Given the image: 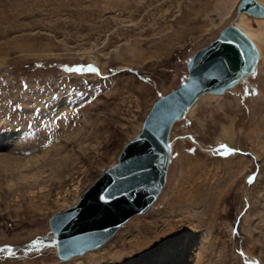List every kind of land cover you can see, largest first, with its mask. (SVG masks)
Listing matches in <instances>:
<instances>
[{
	"label": "rangeland",
	"instance_id": "obj_1",
	"mask_svg": "<svg viewBox=\"0 0 264 264\" xmlns=\"http://www.w3.org/2000/svg\"><path fill=\"white\" fill-rule=\"evenodd\" d=\"M238 1L0 0V153L13 157L0 161V264L69 260L56 255L49 217L116 162L153 101L186 78L189 56L236 20ZM245 22L264 33L256 17ZM259 48L254 75L173 123L156 199L93 254L136 258L137 241L176 238L170 264H264Z\"/></svg>",
	"mask_w": 264,
	"mask_h": 264
},
{
	"label": "water",
	"instance_id": "obj_2",
	"mask_svg": "<svg viewBox=\"0 0 264 264\" xmlns=\"http://www.w3.org/2000/svg\"><path fill=\"white\" fill-rule=\"evenodd\" d=\"M264 15L255 0H239L236 14ZM236 16V15H235ZM258 50L231 20L208 44L186 60V78L153 101L140 130L78 197L76 203L48 219L56 255L64 260L100 246L131 216L152 204L165 182L171 155L169 133L204 93L222 94L254 75ZM254 73V74H253Z\"/></svg>",
	"mask_w": 264,
	"mask_h": 264
},
{
	"label": "bare ground",
	"instance_id": "obj_3",
	"mask_svg": "<svg viewBox=\"0 0 264 264\" xmlns=\"http://www.w3.org/2000/svg\"><path fill=\"white\" fill-rule=\"evenodd\" d=\"M255 1L264 8V0L262 2L257 1V0H255ZM245 15H247V13H244V12L237 13L235 16L236 20H234V19L232 20L233 24L236 25L239 29H241L249 37V39L252 41V43L254 44L256 49L258 50V54H259V58H260L261 57V50L259 48V44L264 42V33L261 30H260L261 32H258V33L250 32V31L246 30L247 24L245 22ZM248 15H250V14H248ZM256 18L258 21L264 22V15L260 16V17H256ZM258 61H259V59H258ZM257 65H258V62H257ZM257 65H256V70H257ZM249 76L250 75H247L246 77H244L243 79L238 81L234 86H236L239 83L245 82ZM234 86H232V87H234ZM232 87H230V88H232ZM230 88H228V89H230ZM228 89H226V90H228ZM205 94L218 95V94H212V93H208V92L204 93L203 95H205ZM203 95H201V96H203ZM219 95H221V94H219ZM200 97H198L195 100V102ZM195 102L190 106L187 113L190 111V109L195 104ZM187 113L185 115H187ZM176 121H178V120H176ZM169 142H170V145L172 146V142L170 139H169ZM0 154H2L0 161L3 160V161L8 162L10 159L13 158L12 156L9 155L10 154L9 152L7 154H3V153H0ZM25 161H28V160H25ZM9 164L10 163H8V165ZM165 177H166V175H165ZM175 240H176V238L170 239V240H168V239L163 240L160 243L153 245V246H151L149 244H144L141 241H137L136 247L138 250L137 251L138 256H136V258L134 256H132V253H131L132 251L126 252V253H121V252L117 251V253L109 255L110 257L109 256L108 257L107 256L106 257H99V256H97L91 252V250H93V249H90V250H87V251L82 253V254L85 253L84 256L83 255L80 256L81 254L73 255V256L67 258L69 260L64 259L67 261L66 262H60V264H157L158 261H160L159 264H170L169 260L172 257L171 249L173 248Z\"/></svg>",
	"mask_w": 264,
	"mask_h": 264
},
{
	"label": "snow or ice",
	"instance_id": "obj_4",
	"mask_svg": "<svg viewBox=\"0 0 264 264\" xmlns=\"http://www.w3.org/2000/svg\"><path fill=\"white\" fill-rule=\"evenodd\" d=\"M83 70L84 69H82V68L69 69V71H76V72H80V71H83ZM86 70L90 71V72L98 73V70L95 67L91 66V65L87 66ZM221 149H224V151L219 152V154H221V155H227L228 154L229 150L227 149L226 145H221ZM231 151H236V150L232 149ZM254 179H255L254 176L249 177V181L248 182L252 183L254 181ZM0 251H4V249H0ZM7 251L9 253V255L12 254V250H11L10 247L7 249ZM248 264H258V262L252 261V262H248Z\"/></svg>",
	"mask_w": 264,
	"mask_h": 264
}]
</instances>
